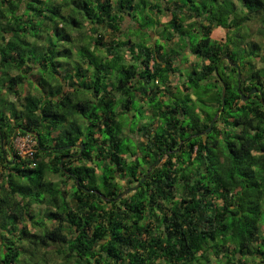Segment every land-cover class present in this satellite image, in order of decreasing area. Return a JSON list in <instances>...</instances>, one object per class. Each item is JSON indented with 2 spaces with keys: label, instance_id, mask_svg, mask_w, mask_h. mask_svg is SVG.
I'll return each instance as SVG.
<instances>
[{
  "label": "trees",
  "instance_id": "trees-1",
  "mask_svg": "<svg viewBox=\"0 0 264 264\" xmlns=\"http://www.w3.org/2000/svg\"><path fill=\"white\" fill-rule=\"evenodd\" d=\"M0 264H264V0H0Z\"/></svg>",
  "mask_w": 264,
  "mask_h": 264
},
{
  "label": "rangeland",
  "instance_id": "rangeland-1",
  "mask_svg": "<svg viewBox=\"0 0 264 264\" xmlns=\"http://www.w3.org/2000/svg\"><path fill=\"white\" fill-rule=\"evenodd\" d=\"M159 19H160V21L162 23H166L169 20V17H160ZM131 26H132V22H131V20L129 18H126L123 21V23H122V29H123L124 32H126L128 30V28L131 27ZM249 27H250V32L252 33V37L250 39L252 41H257V38H256V33H257V28H258L257 24H250ZM152 37L153 38L155 37L154 34L152 35ZM224 38H225V34H224V31L223 30H221V29H215L213 31V33H212V39L213 40L220 41V40H223ZM107 39L108 38L106 37L105 41H108ZM173 42H176V39H173ZM260 42H262V40H260ZM182 54H183V56L185 58H184V60H181V62L179 64V68H180L179 74L180 75L177 74V75H175V76L172 77V83H173V86L174 87H180L181 83L185 80V75H186L185 73L189 70V65L194 64V63L197 62V60L193 57V55H191L189 53L188 49H185ZM124 59H125V62L126 63L129 62V59H130L129 53H127V52L124 53ZM256 63L258 64V66H261L262 65V63L260 62V58H258V60H256ZM27 90L32 91V89L24 88V91L25 92ZM140 104L143 107V111L146 112L145 115L148 114L147 112H148L149 109L143 103V99L140 100ZM136 115H137V117H141V116H139V112ZM215 117L216 116H214V118ZM142 119L145 120V122H149L150 121L148 119V117H144ZM138 121H139V118H138ZM128 134L132 135L134 138H137V134L138 133L132 134V133L128 132ZM19 141H20V139H18V138L15 139L14 140V146H17L18 143H19ZM29 149H32L31 146H28V145L25 144L24 151L29 150ZM164 161H165V157L163 159H161L160 164H162ZM75 163H77V162H75ZM49 178L51 180H53L54 182H58V183L60 182V179L57 178V177H49ZM119 183L121 185H124L125 184L124 181H119ZM28 226H29V229L32 228L31 227L32 225L30 223H28ZM50 251H52V253L49 254V258L54 259V260H57V261H60L58 259V256L55 254V251H56L55 248H50Z\"/></svg>",
  "mask_w": 264,
  "mask_h": 264
},
{
  "label": "built area",
  "instance_id": "built-area-1",
  "mask_svg": "<svg viewBox=\"0 0 264 264\" xmlns=\"http://www.w3.org/2000/svg\"><path fill=\"white\" fill-rule=\"evenodd\" d=\"M17 138L20 139V141L17 146H14L16 153L21 157L31 156L33 152V147L36 145L35 140L30 136L17 137ZM25 144L31 146L32 149L24 151Z\"/></svg>",
  "mask_w": 264,
  "mask_h": 264
},
{
  "label": "water",
  "instance_id": "water-1",
  "mask_svg": "<svg viewBox=\"0 0 264 264\" xmlns=\"http://www.w3.org/2000/svg\"><path fill=\"white\" fill-rule=\"evenodd\" d=\"M224 92H225V91H224V89H223V91H222V100L224 99ZM250 93H251V94H256V93H257V90H256V89H253ZM258 94L261 95L260 92H258ZM246 99H247V96H243V97H242V100H243V101H245ZM223 107H224V102H222L221 110L223 109ZM218 114H219V113H217V115H216V117L213 119V121L210 122L209 127L205 130V133L210 132L211 127H212V124H213V122L216 120ZM62 162H63V160H61L60 164H61ZM144 179H145V178H143V180H144ZM136 189H137V186L131 188L130 190L125 191L124 193H122L121 195H119V198H120L121 196H123L124 194L128 193L129 191H135Z\"/></svg>",
  "mask_w": 264,
  "mask_h": 264
},
{
  "label": "flooded vegetation",
  "instance_id": "flooded-vegetation-1",
  "mask_svg": "<svg viewBox=\"0 0 264 264\" xmlns=\"http://www.w3.org/2000/svg\"><path fill=\"white\" fill-rule=\"evenodd\" d=\"M258 95V93H256Z\"/></svg>",
  "mask_w": 264,
  "mask_h": 264
}]
</instances>
